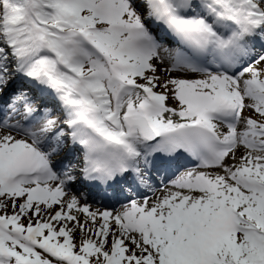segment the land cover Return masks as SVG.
<instances>
[{
    "label": "snow or ice",
    "instance_id": "snow-or-ice-1",
    "mask_svg": "<svg viewBox=\"0 0 264 264\" xmlns=\"http://www.w3.org/2000/svg\"><path fill=\"white\" fill-rule=\"evenodd\" d=\"M0 264H264V0H0Z\"/></svg>",
    "mask_w": 264,
    "mask_h": 264
}]
</instances>
